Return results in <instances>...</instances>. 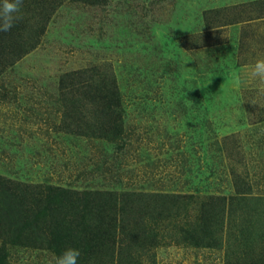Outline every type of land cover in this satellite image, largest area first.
Returning a JSON list of instances; mask_svg holds the SVG:
<instances>
[{
  "label": "rangeland",
  "instance_id": "rangeland-1",
  "mask_svg": "<svg viewBox=\"0 0 264 264\" xmlns=\"http://www.w3.org/2000/svg\"><path fill=\"white\" fill-rule=\"evenodd\" d=\"M19 16L24 49L0 45V264L69 247L77 264H264V0H22ZM102 79L110 113L69 87Z\"/></svg>",
  "mask_w": 264,
  "mask_h": 264
},
{
  "label": "trees",
  "instance_id": "trees-1",
  "mask_svg": "<svg viewBox=\"0 0 264 264\" xmlns=\"http://www.w3.org/2000/svg\"><path fill=\"white\" fill-rule=\"evenodd\" d=\"M21 33H23V31L19 32L18 28H11L7 32L0 31V45L3 44L5 41H7V44L6 43L5 44L8 45L9 48L11 49L12 53H10V54L14 55V56H18L22 52V49H24V48H23L22 44H21V46H20V44H16V39H12V37L13 38L16 37L17 39H19L21 37ZM74 85L75 84H71L69 86L70 89H71L70 91H75V93L76 92L79 93L80 95H82L84 97V99L88 103L89 102L90 103H92V102L95 103L96 102L97 104H100L101 102L104 103L110 109V111L107 109V113L108 112L109 113L113 112V111H115V109H117L118 102H117V99H116L115 88H113V86H112V88L111 87L109 88V82H107V79H104V80L102 79L101 81H99V83L94 84V85L92 83L82 84V85H80L81 88L80 87H75L76 85L75 86ZM82 86H84V88ZM110 86H111V82H110ZM66 88H68V85L62 83V85L60 87V91H63ZM67 115L68 116H73L74 120H75V118L78 119V120L83 118V117H75L74 115H69V114H67ZM93 120L96 121V118L94 117ZM96 124H94V123L88 124V123L84 122V125H85L84 128L89 130V131H83L84 134H92V136L105 137L107 132L109 131V129L111 128L113 130V128L115 127V125H112L111 120L110 121L107 120L105 126L102 125V124H99V123H98L99 126L96 125ZM88 125H92L93 127L92 126H88ZM79 130L81 131V130H85V129H82L81 127H79ZM8 188H10V187L4 185L3 183H0V195L4 196V197H9V198L12 197L13 196L12 194L11 195L8 194L9 193V189ZM19 205H20V201H16V202L13 203V206H19ZM102 211H103V208L102 209H100V208L96 209L95 212H94L95 216H98V213H100ZM101 217H102V215H101ZM63 235L65 237V234H63ZM78 237H77V242L78 243L76 242L77 245L80 244V242L82 240V238L78 239ZM59 238H60V236H59ZM98 238H99V241L101 243L102 239H105L104 233L102 234L101 237H98ZM93 239H95V236H91V239L88 236V243L92 242L91 240H93Z\"/></svg>",
  "mask_w": 264,
  "mask_h": 264
},
{
  "label": "clouds",
  "instance_id": "clouds-1",
  "mask_svg": "<svg viewBox=\"0 0 264 264\" xmlns=\"http://www.w3.org/2000/svg\"><path fill=\"white\" fill-rule=\"evenodd\" d=\"M22 0H3L0 4V31H9L14 23L21 17L19 16ZM250 75L264 83V58H258L251 66ZM81 252L77 248L69 247L62 254L55 257L54 264H77Z\"/></svg>",
  "mask_w": 264,
  "mask_h": 264
}]
</instances>
